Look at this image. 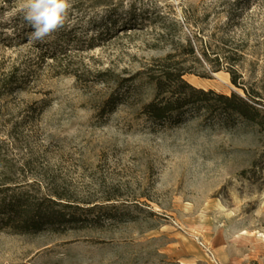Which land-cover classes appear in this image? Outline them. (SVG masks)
<instances>
[{
    "label": "rangeland",
    "instance_id": "obj_1",
    "mask_svg": "<svg viewBox=\"0 0 264 264\" xmlns=\"http://www.w3.org/2000/svg\"><path fill=\"white\" fill-rule=\"evenodd\" d=\"M69 3L39 42L0 0V190L74 205L59 231L1 230L0 264H264L263 135L207 110L144 112L146 70L187 39L208 53L189 83L245 96L234 70L264 94V0Z\"/></svg>",
    "mask_w": 264,
    "mask_h": 264
},
{
    "label": "trees",
    "instance_id": "obj_2",
    "mask_svg": "<svg viewBox=\"0 0 264 264\" xmlns=\"http://www.w3.org/2000/svg\"><path fill=\"white\" fill-rule=\"evenodd\" d=\"M14 1L2 0V4H12ZM104 2L105 0H96V4ZM130 23L127 22L125 25ZM199 56L207 60L208 53L199 44L187 39L186 44H180L164 57L153 61L145 73L156 85V97L144 106L145 114L156 121H167L175 120L176 115L190 108L207 110L212 115L240 119L256 128L264 137V94L257 88H248L242 80L243 76L234 70L231 71V81L244 90L245 96L237 92L227 95L195 87L186 80L185 76L200 75L189 65L191 59L201 64ZM216 58L219 62V54ZM9 190H11L10 186L0 190V231L9 229L20 234H36L49 229L59 231L67 220L65 211L74 206L50 198L52 203L62 206V210L52 212L49 207L35 204L25 197L7 195L6 192ZM58 198L65 200L60 195Z\"/></svg>",
    "mask_w": 264,
    "mask_h": 264
},
{
    "label": "clouds",
    "instance_id": "obj_3",
    "mask_svg": "<svg viewBox=\"0 0 264 264\" xmlns=\"http://www.w3.org/2000/svg\"><path fill=\"white\" fill-rule=\"evenodd\" d=\"M69 0H18L17 9L32 28L31 40L44 42L62 28L67 19Z\"/></svg>",
    "mask_w": 264,
    "mask_h": 264
}]
</instances>
